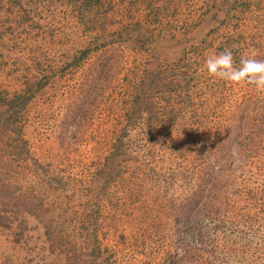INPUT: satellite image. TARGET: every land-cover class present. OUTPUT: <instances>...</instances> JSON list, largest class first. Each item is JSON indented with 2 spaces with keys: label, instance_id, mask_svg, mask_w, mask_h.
<instances>
[{
  "label": "rangeland",
  "instance_id": "374dc122",
  "mask_svg": "<svg viewBox=\"0 0 264 264\" xmlns=\"http://www.w3.org/2000/svg\"><path fill=\"white\" fill-rule=\"evenodd\" d=\"M264 0H0V264H264ZM11 205H7L8 200Z\"/></svg>",
  "mask_w": 264,
  "mask_h": 264
},
{
  "label": "clouds",
  "instance_id": "9594fccd",
  "mask_svg": "<svg viewBox=\"0 0 264 264\" xmlns=\"http://www.w3.org/2000/svg\"><path fill=\"white\" fill-rule=\"evenodd\" d=\"M202 67L209 78L222 80L233 86L247 84L264 92V59L258 58L255 50L241 55L237 63L233 50L225 48L206 56Z\"/></svg>",
  "mask_w": 264,
  "mask_h": 264
},
{
  "label": "crops",
  "instance_id": "0c3cea01",
  "mask_svg": "<svg viewBox=\"0 0 264 264\" xmlns=\"http://www.w3.org/2000/svg\"><path fill=\"white\" fill-rule=\"evenodd\" d=\"M7 205H11V200L10 199L8 200Z\"/></svg>",
  "mask_w": 264,
  "mask_h": 264
}]
</instances>
